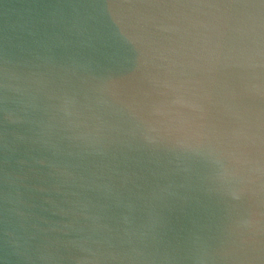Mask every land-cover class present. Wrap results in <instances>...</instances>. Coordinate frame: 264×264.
Wrapping results in <instances>:
<instances>
[{"label":"water","instance_id":"95a60500","mask_svg":"<svg viewBox=\"0 0 264 264\" xmlns=\"http://www.w3.org/2000/svg\"><path fill=\"white\" fill-rule=\"evenodd\" d=\"M0 264H264V0H0Z\"/></svg>","mask_w":264,"mask_h":264}]
</instances>
